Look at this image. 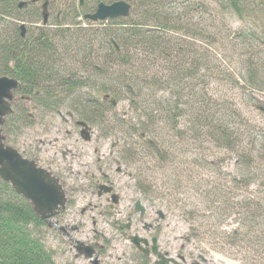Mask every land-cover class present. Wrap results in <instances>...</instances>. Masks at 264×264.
I'll use <instances>...</instances> for the list:
<instances>
[{
    "label": "trees",
    "instance_id": "1",
    "mask_svg": "<svg viewBox=\"0 0 264 264\" xmlns=\"http://www.w3.org/2000/svg\"><path fill=\"white\" fill-rule=\"evenodd\" d=\"M208 1L211 6L206 0H127L130 17L114 21L111 30L72 33L57 28L31 44L15 39L11 31L0 36V73L18 80L23 96L32 84L63 87L66 93L84 91L78 93L85 97L67 105L84 112L97 106L99 122L111 111L103 99L127 102V116L111 118L123 137L124 159L137 167L146 194L168 209L184 211L190 240H203L210 232L206 220L219 218L211 224L215 228L230 211L247 229L243 239L239 229L233 231V247L239 236L263 248L264 130L246 133L250 119L242 105L256 109L259 102L264 109L257 98L264 96V0ZM214 12L222 14L224 28L214 26ZM233 20L245 27L234 26ZM224 40L237 51L238 77L218 65L215 48ZM15 58L18 63L11 69L8 62ZM71 60L74 65L68 69ZM215 84H229L239 100L213 92ZM23 128L26 114L17 106L2 128L6 145L11 147L9 136H19ZM134 136L136 141L126 138ZM206 141L236 158L239 170L231 179L220 161L215 166L204 156ZM190 152L198 157L187 161ZM254 185L258 196L250 192ZM33 212L27 200L0 181V264H53L30 237V223L38 220Z\"/></svg>",
    "mask_w": 264,
    "mask_h": 264
},
{
    "label": "flooded vegetation",
    "instance_id": "2",
    "mask_svg": "<svg viewBox=\"0 0 264 264\" xmlns=\"http://www.w3.org/2000/svg\"><path fill=\"white\" fill-rule=\"evenodd\" d=\"M121 1L128 3L127 0H0V36L14 31L15 39L31 44L57 28L72 33L111 30L114 21L127 18L95 22L88 16L96 14L101 4L106 7ZM112 44L115 47L113 41ZM17 63L15 58L7 66L12 69ZM4 77L10 78L0 73V78ZM22 87L21 84L11 105L13 110L22 107L30 130L28 155L20 154L58 180L66 200L65 207L47 220L40 218L30 203L38 219L30 223V237L41 245L50 263L146 264L148 261L157 264L156 257L148 256L132 242L137 237L148 242L140 244L146 250H151L156 238L160 252L170 258L169 252L160 246V241L165 239L168 207L146 194L145 185L138 182L137 167L124 159V142L111 134L97 133V126L103 120L98 121L97 106L91 112H84L79 106L67 105L73 98L85 97L80 95L84 91L66 93L63 87L32 84L24 97L19 92ZM92 103L99 102L93 99ZM103 103L114 111L106 114H115L118 120V105L113 107L108 98ZM121 116L125 118L127 113ZM51 128L56 130L55 137L61 138L55 140L54 146L55 137L48 134ZM126 138L137 140L136 136ZM47 146L60 154L57 161L48 157ZM180 264L207 262L201 258V263H192L184 258Z\"/></svg>",
    "mask_w": 264,
    "mask_h": 264
},
{
    "label": "rangeland",
    "instance_id": "3",
    "mask_svg": "<svg viewBox=\"0 0 264 264\" xmlns=\"http://www.w3.org/2000/svg\"><path fill=\"white\" fill-rule=\"evenodd\" d=\"M207 3L211 6L213 2H210L206 0ZM218 3L215 2L216 9L220 11ZM167 5V4H166ZM214 5V7H215ZM216 12L212 13L211 17L214 19V26L218 28H224L226 25L225 20L223 19L222 14H215ZM211 20V18L209 19ZM232 23L234 26L243 29L245 26L243 23H239L236 20H233ZM230 41V40H229ZM215 53L219 55V64L223 65L222 70L227 69L228 73L232 74L233 77H238L240 74V66L238 64L239 58L237 57V51L232 43L228 42L227 40H224L221 45L217 46L215 48ZM74 65V62H71L67 64V68L69 69L71 66ZM77 67V66H75ZM213 92H222L228 95L229 99L235 98L236 100H239V94L236 90H232L231 86L229 84H226L225 86L223 84H215L213 86ZM88 92L87 90L85 91ZM212 92V91H211ZM212 92V93H213ZM257 98L260 99L262 103H264V96L257 94ZM232 101V100H231ZM257 105V108L253 109L248 105H242L243 109L245 110L246 118L250 119L249 124L246 128V133L248 135H251L250 133L252 130L255 132L256 128H260L264 130V109L263 104L260 107L259 102ZM128 103L127 102H119L117 111L120 115L128 113ZM113 114H107L105 116V120H102L101 125L99 124V127L97 126V133L102 135L111 134L114 137H116V140H121L123 143V137L119 133H117L114 129L117 128L118 122H116L114 119L111 118ZM132 114L129 113L128 118L131 117ZM110 118V119H109ZM60 125L61 124L59 122ZM57 129V127H55ZM42 129L40 128V131ZM68 126L66 127V131H68ZM56 130H53L51 128V131L48 132V134H53L52 138L55 137ZM29 134L30 130L29 128H23L21 133H19V136H16L15 134H11L9 136L10 138V145L11 147L15 144L16 148L20 151V153H26L28 155V143H29ZM48 140V137H46ZM51 138V139H52ZM61 139L60 137H55L54 141L52 142L53 146L55 145V140ZM16 142V143H14ZM8 143V144H9ZM110 144L108 145L107 150L110 149ZM202 149L204 156L207 158L208 161L214 163L215 166H218V161L221 163V170L223 173L230 175L227 180L231 179V176H235L237 171L239 170L238 167L235 165L236 158L233 156V154L226 152V151H220L218 150L213 144L210 142H207L202 144ZM48 157L50 159H53L57 161L59 159V155L57 151L55 152L54 149H52L51 146H47ZM108 153V152H105ZM197 153H188L186 156V160L190 161L194 158H197ZM100 156V155H99ZM226 180V182H227ZM231 183V181H230ZM227 186H231L227 185ZM255 186V185H254ZM252 186L250 192L253 193V196H258L259 194L256 193L257 190H259L258 186ZM241 200H243V197H241ZM121 210V208H120ZM219 211V210H218ZM166 213V222H165V232L164 236L160 241V246L163 251L169 252L170 256L173 257L175 260H177L180 263L179 258H186L190 262H199L201 263V258L206 260L207 264H264V247H253L251 243L248 242H242L240 240L243 239V235L246 234L247 229L241 225V221L238 220L236 222L235 220L238 219L235 216L230 215V211H228L227 215H225L224 220L221 221V224L216 227H212V223L215 222L214 219L206 220L210 224V232L209 234L201 241L197 240H190L188 238L189 235V223L185 220L184 211L182 212L178 209L175 210L174 208L167 209ZM222 214V212H220ZM240 231V237L236 238V247H233L232 240L229 238L232 236L233 231L238 230ZM86 232L88 233V229H86ZM258 235H261L260 231L257 233ZM226 237V239H225ZM234 241V240H233ZM264 241V239H263ZM232 244V245H231ZM264 245V243H262ZM256 246V245H255ZM183 247V249H182ZM59 258V256H57ZM183 258V259H184ZM60 260V258H59ZM61 262V260H60Z\"/></svg>",
    "mask_w": 264,
    "mask_h": 264
},
{
    "label": "water",
    "instance_id": "4",
    "mask_svg": "<svg viewBox=\"0 0 264 264\" xmlns=\"http://www.w3.org/2000/svg\"><path fill=\"white\" fill-rule=\"evenodd\" d=\"M97 9L96 14L88 16L95 22L127 18L131 14L132 6L126 2H116L106 7L101 4ZM19 85L20 83L14 79L0 78V181L9 184L18 196L31 203L40 218L47 220L65 207L66 200L59 181L36 163L23 159L18 151L7 146L6 137L2 132L5 119L13 113L11 108L13 93L19 89ZM110 103L113 107L117 106L114 99H111ZM81 125L86 127L84 124ZM142 136L144 137V134ZM132 242L148 256L156 257L159 260L157 264H180L160 252L156 238L153 239L151 250L140 247L141 243H148L146 240L137 237L132 239Z\"/></svg>",
    "mask_w": 264,
    "mask_h": 264
}]
</instances>
